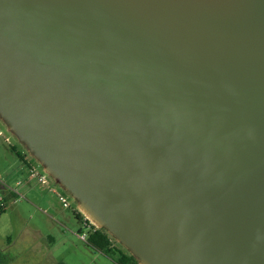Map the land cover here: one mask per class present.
<instances>
[{
    "label": "water",
    "instance_id": "1",
    "mask_svg": "<svg viewBox=\"0 0 264 264\" xmlns=\"http://www.w3.org/2000/svg\"><path fill=\"white\" fill-rule=\"evenodd\" d=\"M0 118L138 264H264V0H0Z\"/></svg>",
    "mask_w": 264,
    "mask_h": 264
},
{
    "label": "rangeland",
    "instance_id": "2",
    "mask_svg": "<svg viewBox=\"0 0 264 264\" xmlns=\"http://www.w3.org/2000/svg\"><path fill=\"white\" fill-rule=\"evenodd\" d=\"M25 148L0 118V194L7 183L22 195L14 205L0 213V248H4L11 258L7 264H118L116 255L100 252L79 238L80 223L73 214L78 206L71 196H68L71 206L65 208L57 195L48 189L49 184H38L33 189L24 185L17 187L19 184L14 186L13 172L23 164L17 151L26 160L37 162ZM54 186L59 189L57 184ZM49 198L53 200V208L44 211ZM106 233L113 245L128 252L124 245Z\"/></svg>",
    "mask_w": 264,
    "mask_h": 264
},
{
    "label": "built area",
    "instance_id": "3",
    "mask_svg": "<svg viewBox=\"0 0 264 264\" xmlns=\"http://www.w3.org/2000/svg\"><path fill=\"white\" fill-rule=\"evenodd\" d=\"M5 140L8 141V137H5ZM26 178L27 180L35 179L37 182L44 184L47 183V174L42 170L38 162H29L26 165ZM21 181H18L16 185L20 184ZM10 195L5 197L3 194H0V213L5 211L9 205H14L22 195L18 192L17 188L10 187ZM57 193L58 200L63 207L69 208L71 206L68 195L63 191L54 190ZM98 227L94 225L85 215L82 214L80 220V229L78 231L79 238L87 242L88 235L94 232Z\"/></svg>",
    "mask_w": 264,
    "mask_h": 264
},
{
    "label": "trees",
    "instance_id": "4",
    "mask_svg": "<svg viewBox=\"0 0 264 264\" xmlns=\"http://www.w3.org/2000/svg\"><path fill=\"white\" fill-rule=\"evenodd\" d=\"M12 149L15 150V147L12 146ZM17 154L23 160V155L17 151ZM74 216L80 222L82 213L79 210H73ZM87 244L105 254L108 255H116V262L118 264H138L136 258L128 253L127 251L113 245L110 236L101 228L96 229L94 232L90 233L87 238ZM10 256H8L1 248H0V264H7L10 260Z\"/></svg>",
    "mask_w": 264,
    "mask_h": 264
},
{
    "label": "crops",
    "instance_id": "5",
    "mask_svg": "<svg viewBox=\"0 0 264 264\" xmlns=\"http://www.w3.org/2000/svg\"><path fill=\"white\" fill-rule=\"evenodd\" d=\"M24 158V157H23ZM29 162H34V161H32L31 159H29V160H26V158H24L23 159V164L21 165V166H19L16 170H14V175H15V177H14V179H13V181H14V186L16 185V183L18 182V181H21V183L17 186V187H19L20 185H24L25 187H29L30 189H33L34 188V186H37L38 184H40V185H42L41 183H39V182H37L35 179H30V180H27V178H26V165H28L29 164ZM44 184H49L50 185V187L48 188L49 190H51L52 192H54L56 195H57V193L54 191V190H57V191H62L61 189H60V187H59V189L58 188H56L54 185H55V183L52 181V179H49L48 180V176H47V183H44ZM53 184V185H52ZM12 184H5V186L3 187V192H2V194L5 196V197H7L8 198V196L10 195V191H9V189H10V187L12 188L13 186H11ZM58 198V197H57ZM29 201H31V199L30 198H27ZM49 201H47L48 203H47V205H45L44 206V208L43 209H45L44 211H46V210H48V209H51V208H53V200H52V198L50 199H48ZM80 223V222H79ZM80 228V227H79ZM10 241H11V239H9ZM9 244H11V242H9ZM2 250L4 249V248H1Z\"/></svg>",
    "mask_w": 264,
    "mask_h": 264
},
{
    "label": "bare ground",
    "instance_id": "6",
    "mask_svg": "<svg viewBox=\"0 0 264 264\" xmlns=\"http://www.w3.org/2000/svg\"><path fill=\"white\" fill-rule=\"evenodd\" d=\"M88 216H89L91 219H93L91 215L88 214Z\"/></svg>",
    "mask_w": 264,
    "mask_h": 264
}]
</instances>
